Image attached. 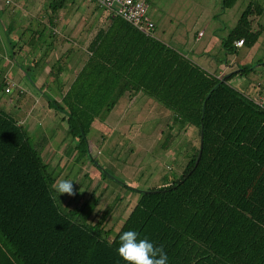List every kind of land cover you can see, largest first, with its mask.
<instances>
[{
  "label": "trees",
  "instance_id": "trees-1",
  "mask_svg": "<svg viewBox=\"0 0 264 264\" xmlns=\"http://www.w3.org/2000/svg\"><path fill=\"white\" fill-rule=\"evenodd\" d=\"M71 1L50 0L47 8ZM221 1L224 10L236 0ZM261 12V5L247 4L221 38L225 55L236 52L235 40L254 44L262 25L254 30L252 17ZM90 49L60 102L47 98L63 113L67 132L84 141L96 118L121 97L141 93L172 113L173 126L190 128L181 172L137 191L109 237L102 220L88 224L57 195L50 198L56 177L23 126L0 108V264H125L117 249L129 230L163 246L168 264H264V109L229 83L248 67L218 77L118 15Z\"/></svg>",
  "mask_w": 264,
  "mask_h": 264
},
{
  "label": "rangeland",
  "instance_id": "rangeland-1",
  "mask_svg": "<svg viewBox=\"0 0 264 264\" xmlns=\"http://www.w3.org/2000/svg\"><path fill=\"white\" fill-rule=\"evenodd\" d=\"M28 1L34 7L41 4V0ZM147 1V13L157 22L160 40L189 56L196 49L203 50L212 61L224 58L221 38L232 29L247 4L261 5L262 12L252 17V24L254 30L258 24L262 25V33L254 44L239 47L232 56L235 63L248 67L232 80L264 84V0H236L224 10L221 0ZM45 2L48 4L47 0ZM113 8L116 9L117 5L114 4ZM199 31L204 33L202 37L198 36ZM24 79L25 84L31 86L30 80ZM18 82L14 75L9 81L11 92L7 93L4 92L3 81H0V103H6L12 115L17 111L14 102L17 88L12 83L20 84ZM125 101L126 97H121L105 121L103 118L96 120L84 141L78 134L67 132L66 119H61L63 113L46 106H43L46 113L56 114H46V117L44 111L40 112L41 124L28 130L30 142L40 151L42 161L56 177L55 182L61 179L73 182L77 194L60 197L56 194L60 204L88 224L102 220L109 237L118 230L135 205L139 197L137 191L167 184L179 176L185 158L186 139L191 135L190 128L182 130L173 126L172 113L152 98L139 94L127 105ZM28 102L24 103L36 108L37 104L29 105ZM124 108L125 121H130L129 130L122 129L120 123L119 126L110 123L112 120L117 122ZM52 118L56 122L55 129L49 124ZM23 127L27 128V125ZM170 127L174 128L170 130ZM168 133L171 138L162 147ZM44 136H47L46 141Z\"/></svg>",
  "mask_w": 264,
  "mask_h": 264
},
{
  "label": "crops",
  "instance_id": "crops-1",
  "mask_svg": "<svg viewBox=\"0 0 264 264\" xmlns=\"http://www.w3.org/2000/svg\"><path fill=\"white\" fill-rule=\"evenodd\" d=\"M45 1L41 0V4L34 7L35 5L29 4L28 0L19 2L10 0L8 4L0 0V81L4 83V92H7L5 89L11 85L9 81H12L14 75L20 81L17 85L12 83L17 88L14 99L17 111L12 115L6 108V103H0V108L22 126L27 125V128L23 127L27 134L28 130L41 124L39 114L44 111L43 106L51 108L46 100L48 97L60 102L78 71L91 55L93 39L98 32L107 29L114 15L111 10L101 8L89 0L79 2L72 0L55 11L47 8L48 4H45ZM152 21L155 25L154 35L159 39L157 22L154 19ZM203 35L202 31L198 32V36ZM236 41L234 45L237 53V49L244 45H236ZM234 53L224 55V58H215V61H212L203 50L196 49L191 56L186 55L206 70L221 77L240 68L241 64L235 63V58H232ZM220 59L223 61L220 62ZM238 74L233 75L229 83L249 96L255 95L257 88L264 86L262 82L243 83L236 79L232 80ZM24 78L30 80L31 86L25 84ZM9 92L11 89L7 93ZM139 94L141 93L131 97L123 96L126 97L125 104L130 103ZM26 101H30L29 105L37 104L40 108H37V105L36 108L29 107L24 103ZM124 111L125 108L116 119L117 122L112 120L110 123L114 126H119L120 123L122 129L129 130L130 121H125ZM44 114L47 117L46 114L56 113L44 111ZM98 119L96 118L94 123ZM55 123L52 118L49 123L52 129L56 128ZM46 140L47 136H44V141Z\"/></svg>",
  "mask_w": 264,
  "mask_h": 264
},
{
  "label": "clouds",
  "instance_id": "clouds-1",
  "mask_svg": "<svg viewBox=\"0 0 264 264\" xmlns=\"http://www.w3.org/2000/svg\"><path fill=\"white\" fill-rule=\"evenodd\" d=\"M56 194L75 196L73 182L70 180H57L51 185L50 198L55 200ZM118 255L125 264H168V257L163 246H155L147 238H138L133 230L123 232L119 237Z\"/></svg>",
  "mask_w": 264,
  "mask_h": 264
},
{
  "label": "built area",
  "instance_id": "built-area-1",
  "mask_svg": "<svg viewBox=\"0 0 264 264\" xmlns=\"http://www.w3.org/2000/svg\"><path fill=\"white\" fill-rule=\"evenodd\" d=\"M98 6L109 9L114 15L120 16L140 32L147 36H154V22L148 15L149 3L146 0H89ZM10 0H4L8 4ZM116 4L117 8H113ZM242 40H237L236 45H242ZM5 91H9L8 88ZM252 101L264 109V86L258 87L255 95L250 96Z\"/></svg>",
  "mask_w": 264,
  "mask_h": 264
},
{
  "label": "water",
  "instance_id": "water-1",
  "mask_svg": "<svg viewBox=\"0 0 264 264\" xmlns=\"http://www.w3.org/2000/svg\"><path fill=\"white\" fill-rule=\"evenodd\" d=\"M202 136V135H201ZM201 149H202V137L200 139V145H199V151H198V155H197V158L195 160V163H194V166L197 165L198 161H199V158H200V155H201ZM144 191H148V190H144Z\"/></svg>",
  "mask_w": 264,
  "mask_h": 264
}]
</instances>
